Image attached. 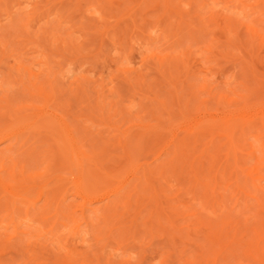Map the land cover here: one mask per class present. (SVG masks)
<instances>
[{"label": "rangeland", "instance_id": "1", "mask_svg": "<svg viewBox=\"0 0 264 264\" xmlns=\"http://www.w3.org/2000/svg\"><path fill=\"white\" fill-rule=\"evenodd\" d=\"M155 1L0 0L1 128L9 122L8 116L3 115V112L7 110L5 105L7 99L13 108L26 107L30 102L34 103L35 101H32L35 98L36 101H39V97H36L39 96L36 88L43 85L46 92L48 91V95L51 90L52 95L56 93L57 99L55 98L54 102L60 108V113L67 117L78 145L84 147L83 149L87 150L88 154H92L93 159H96L99 167L102 166L103 171H113L115 166L120 164V174H122L126 170H124V166L126 168L128 166V169L131 167L129 160L126 159L127 150L125 148L123 150L124 143H128L133 156L137 159L134 161H138V163L148 161L154 165L156 161L162 160L161 157L156 158V153L160 152L162 146L160 144L162 142L159 143L156 139L160 138V135L163 140L165 139L169 126L175 120L178 121L181 117L180 110L186 108L184 106L187 105L186 109L190 115L195 113L219 114L222 102L220 97L232 96L233 91L246 95V99L252 102L264 98V45H262V38L247 26L248 23H253L252 25H255L257 29L262 30L259 32L264 33V0H164L162 2L158 0L161 3ZM167 1L168 3L165 4L164 2ZM242 11L243 13H241ZM185 22L191 23L193 28ZM195 34L196 36H194ZM209 41H214V44L211 45L212 48L210 47L211 50L207 49L208 45L211 44ZM251 70L254 71L258 81L252 78L253 71ZM35 72L40 74L36 75ZM32 83L38 86L36 87ZM41 83L43 84L41 85ZM48 84H51L52 87ZM32 86L34 91L31 90ZM175 86L179 98L181 97L183 100H180L182 103L176 101L177 99L174 97ZM34 93L36 94L35 97L33 96ZM189 101L190 104L188 105ZM184 103L186 105L181 107V104ZM238 103L239 101L235 100V104ZM163 106H165L166 111ZM198 108L200 109L194 113ZM144 126H151L150 128L157 126L158 129L154 128L157 133L155 130H153L154 133L150 132L151 134L156 133L155 136L148 132L149 136L145 135L139 140L137 137L141 136L140 130ZM144 129L143 133L145 132ZM133 136H136V140ZM35 137L34 140H39L32 143L35 144L34 147H37L33 152L35 155L33 160L28 158L27 155L29 154L25 155L26 152L21 155L17 152L21 161L27 160V170H40L47 164L46 157H49V152L46 154V149L47 144L52 143V141L43 140V135L39 138L37 135ZM137 139L140 149L133 148ZM40 141L41 143H38ZM155 141L160 146L154 144ZM5 144L0 143V148L4 147ZM55 145H53L54 149H56ZM147 146L149 147L147 148ZM158 148L159 151H157ZM101 149L105 150L102 156L99 155L102 159L95 157L96 154H94H98V151L101 152ZM40 158H43L44 161ZM98 166L95 167L98 168ZM97 168L92 170L97 172ZM167 171L168 176L165 173V177H163L166 178L165 180H169L168 182L163 180L161 175L159 180L154 177L161 183V186L158 185L159 188L165 187L164 192H161L162 189H160V198H164V195L165 197H172L173 202L174 197L177 199V195H180V199L182 197L184 203L186 202L188 206L191 205V210L197 207L199 212L204 211L203 216L207 221L210 215L208 216L207 211L199 207L200 204L194 203L193 193L181 191L183 193L181 194L179 191V188L182 189L186 183L182 182L176 171L172 172L170 168ZM99 172L102 171L99 170ZM99 172L97 181L105 182H100L99 188H111L112 183L116 182L114 181L115 178L113 177L114 179L110 181H113L111 184L108 182L110 184L108 187L106 181L109 180L104 179L103 174ZM158 174L159 172H156L155 176ZM126 175L128 174H124L123 177L131 176ZM70 178L68 180H71ZM121 179L122 184L124 179ZM70 185L71 183L69 185L67 183L68 187ZM185 187L187 188V186ZM67 189H64L67 190L65 192L62 190L67 193V198L65 194L64 198L68 200L64 199V201L72 202V204L63 201L61 207L71 205L69 212L74 210L70 213L72 218L69 216L61 220L56 219L54 215V217L52 216L54 210L51 211L54 207H51L52 209L49 210L51 214L42 215L43 219L37 213L40 215V221L35 219L37 215L35 218L31 216L35 220L33 221L34 226L32 224L30 228L31 223L29 225V222L27 223L24 219L20 220L16 227L7 224V220L1 221L0 219L2 227H0V264L1 262L3 264H48L54 259H65L72 264H79L83 261L88 264H104V262L109 264H164L163 261H166L165 264H187L184 257L179 258L180 254L178 255L177 249L180 248V244L178 242H175V245L171 243L168 239L170 234H166V230L163 232L162 229L155 227L152 229L154 231L159 230V232H154L150 230L151 228L146 227L147 220L150 219L149 225L151 222V218L148 219L150 213L147 214L149 210L145 212L147 216H140L142 221L138 218L141 222H139L138 228H141L140 225L147 221L146 226L143 225L146 229L143 228V230L148 229L149 234L148 230L147 233H144L143 230V233L141 231L140 233L133 229L135 232L133 235L134 232L131 233L130 229L128 232L122 231L123 233H121L123 229H119L116 230L117 232L109 231L110 235H106L109 232L106 230L107 226L105 228L103 225L105 223L100 221L99 216H93V213L86 209L87 206L84 208L80 196L75 193L72 194V190ZM189 190L192 191L190 188ZM121 192L120 194H122ZM37 193L34 194L37 195ZM32 196L34 195L32 194ZM199 198H196V201ZM41 199H37L36 207L43 204ZM169 201L172 204L171 199ZM22 207L21 212L23 214L19 211V216L25 215V207ZM36 207H30V209L33 208L36 212ZM122 209L120 206L118 210L128 214V217L134 214L132 209V212L129 211L130 209ZM46 211L49 212L47 209L43 212L46 213ZM2 212H0V216L4 218L3 216L8 211ZM199 212L196 214H200ZM74 213H76L74 216L77 217L78 215L77 219H74ZM45 216L46 219L44 220ZM48 216L53 218L48 220ZM125 216L123 215V217ZM149 216L151 217V214ZM5 219L7 218L5 217ZM65 219L67 220L65 221ZM54 220L56 223L58 220L60 221L58 225H55ZM73 220L77 221L74 222ZM196 220H201V218ZM165 223L167 225V222ZM75 225H80V227L73 231ZM184 225L183 222L177 223L176 227H184ZM50 227L53 228L52 235L54 234V237L57 235V237L54 238L51 235L49 231L52 229ZM14 229L18 230L17 233H13L16 232ZM168 229L173 231L171 227ZM78 230L81 234H74L75 232L78 233ZM25 231L30 234L33 233V235L31 234L33 237L28 233L32 238L25 236L23 234ZM36 231L40 232L38 234L40 236L35 235L38 233ZM41 231L45 233L42 234ZM173 232L176 233V231ZM106 236L107 238H105ZM26 237L28 240L25 239ZM170 240H172L171 237ZM176 246H178L177 249ZM191 248L194 249L193 246ZM3 252L4 254H2ZM186 253L191 254L193 263L190 264H204L203 262L200 263L201 259L197 255L198 252L193 254V251L187 250ZM16 257L17 259H15ZM69 262L66 264H71ZM217 264H223V262Z\"/></svg>", "mask_w": 264, "mask_h": 264}, {"label": "bare ground", "instance_id": "2", "mask_svg": "<svg viewBox=\"0 0 264 264\" xmlns=\"http://www.w3.org/2000/svg\"><path fill=\"white\" fill-rule=\"evenodd\" d=\"M156 1L162 2L164 0H160V1L156 0ZM164 3L167 4L168 1ZM157 4L160 5L159 3ZM243 11L241 13H243ZM252 24L253 23H248L247 26H249L250 29L254 31L255 34L259 35L262 38V45H264V33L261 32L262 31L261 29H257V27ZM187 25L192 27L191 23L190 24L187 23ZM192 28H188V29H192ZM259 30L261 31L259 32ZM194 36H196V34ZM209 42H211V44L209 43L210 45H208L209 48L207 46L206 47L207 49L211 50L212 48L211 45L212 43L214 44V41L213 42L209 41ZM249 42L251 41L249 40ZM38 74L36 73V75ZM33 75L37 77L35 74ZM32 78L31 80H33ZM252 78L255 81H258V78L255 75L254 71L252 72ZM42 84L43 83H41V85ZM32 85L36 86L34 83H32ZM48 86H51V84L50 85L48 84ZM38 87L36 88V90H38L37 92L39 93L38 94L39 96L36 97L37 98L39 97L38 99L39 101H36L37 100L36 98L35 100L32 101V102L35 101L36 102V103L34 102L35 104L30 102V104L27 105L26 107H17L18 102L16 101L17 108H13V106L9 103L8 99H7V104H5L7 110L3 112V115L6 117L8 116L7 118L9 119V122L2 128L0 126V143H6L4 147L0 148V212L2 211H3L2 213H4V211L5 212L8 211V212L6 213V215L3 214L5 215L3 216L4 218L0 216L1 221L7 220L6 221L7 224L16 227L19 221L24 219V221H27V223L29 222L28 223L29 225L31 223V226L28 225L30 228L32 227V224L34 223L33 221L35 219L39 220L40 215L41 218L42 215H47V213L48 215H50L51 213L49 210H51L53 207L54 209H52L51 211L54 210L52 212L54 214H52V216L54 215L56 219L61 220L64 219V217L65 218L69 217L71 215L70 213L74 211L71 210V212H69L71 205L70 206L65 205L64 207H61V205H63L62 203L64 199L67 198L66 197L67 193L64 192L68 190L67 188H69L72 190L73 192L72 194L75 193L76 195L82 198L84 208H86L85 206H87L88 208L86 209H89L90 212L93 213V216L95 215H97V217L99 216L98 218L100 219V221L102 223H105L103 224L105 228L107 226L106 230H108V232L109 231L111 232L113 230L115 232L116 230L123 229L121 230V233H123L122 231L128 232V229H130L132 233L133 229L134 231L136 229L135 232L141 231L143 233L144 231L143 228L146 229L145 223L147 221L149 222L150 220L149 218H151L150 225L147 222L146 227L151 228L150 229L151 231L152 230L154 231V229L152 228L155 227L162 229L163 232H165L164 230H166V234L168 235L170 234L169 236L171 237L172 240H174V242H172V240H170L169 237L168 238L169 241L174 245L175 242H178L180 244L179 249H177L178 246H176V249L178 250V255L180 254L179 258H181V256L182 258L184 257V261H186L187 264L193 263V261L191 260V254L186 253L187 250H189L190 252L193 251V254L195 252H198L197 255L201 259L200 263L203 262L204 264H217L218 262H223V264H231V262L232 264H264V98L252 102L246 99V95L238 92L236 93L233 91L232 96L220 97V101L222 102H221V111L219 114L195 113L200 109L198 108L196 109V111H194L195 114L192 113L194 115H190L189 114L190 112L188 113V110L186 109L187 103L185 102L186 104L185 103L181 104V107L186 105L184 107H186L185 109L187 112L185 111V109H181L180 107H178L179 109H181L180 110L181 113L179 112L181 114V117L179 115L180 120L178 119L177 122L176 120L173 123L171 122L172 124L170 123L171 125L169 126V128L167 127L169 125L168 123V125L166 126L168 128V131L166 130L167 137L165 136V139L163 140L160 135V138L163 141L160 138L158 139H160L161 141L156 139L157 142L159 143L162 142L160 143L162 145L160 147L161 150L158 148L157 151L160 150V152L156 153L157 154L156 158L159 159L161 157L162 160H159L157 162L154 159L156 161L154 165L153 163H148V161L146 163L145 162L138 163V161H134L137 159H135L136 157L133 156L134 154L131 148H129V145H127L128 143L127 144L124 143L123 150L124 148L127 150L126 159L129 160L130 163L129 166L131 167L128 169V166L127 168L124 166V170L126 169L125 173L120 174V164H117L118 166H115L113 171L110 170H109L110 172L103 171L102 166L100 167L98 166L99 163L95 161L96 159L95 160L93 159L94 157L92 156V154L89 153L91 154L89 155L87 150L85 151L83 149L84 147H80L78 145V142L73 136L72 127L67 121V117H65L64 114L60 113L59 110L60 108H58V105H56L54 102L55 98L57 99V97H55L56 93L55 94L53 93L52 95L51 94L52 90H51L50 94L52 96L49 94L51 96L50 97L47 93L48 91L46 92V90L43 88L45 86L42 85V87L40 86L41 88ZM32 88L33 86L31 87V90L34 91L35 89ZM174 89H175L174 97L177 99L176 101L182 103L183 100L181 99V97L179 98L178 91L176 90V86L174 87ZM47 90L49 89L47 88ZM35 95L36 94L34 93L33 96L35 97ZM235 100H238L239 103L235 104ZM1 102L3 101L1 100ZM189 104L190 101L188 102V105ZM192 104H194V102H192ZM178 105H180V103ZM163 107L165 108V106ZM205 109L207 110L206 106ZM164 110L166 111V108ZM150 127L151 126L149 127L144 126L145 129L144 128L143 129L145 131L144 132L145 134L143 133V129L141 128L142 130H140V132H142V134L141 136L138 135L139 137L137 138L142 139L143 136L148 135V132L154 133L156 131L154 128H156L157 126H154V128L152 127L153 129ZM151 133L150 135L155 136L157 131L155 134H151ZM41 134L43 135V140L47 139L48 142L49 140H51L52 143H54V144L52 143L47 144V149L45 148L47 150L46 154H48L49 152V157L48 158L46 157V159L48 160L45 159L47 164L44 165L40 170H31V169H30L31 171L27 170L28 169V167H26L27 160L25 161L26 163L21 161V158L18 157L17 152L19 153V155H21L22 153L24 154L26 152L25 155L29 154L27 155L28 158L30 159L34 158L35 155L33 154V152L37 149V147L36 146L34 147L35 144L33 145L32 143H35L33 141L39 140V139L34 140V138H36L35 135H37V138H39V136H42ZM135 138L136 136L134 137V139ZM138 139L137 141L134 142L133 145H135V147L133 146V148H137V149L139 148ZM83 140L86 141L85 139ZM156 141L154 144L160 146V144L156 143ZM38 143H41V141ZM31 145L33 146L31 147ZM53 145L56 146L55 147L56 149H54ZM148 147L149 146H147V148ZM104 149L106 148L104 147ZM104 149H101L102 150L101 152L98 151V154L94 153L96 154L95 157H99L102 159L101 156L102 154H104L103 152L105 151ZM151 150L152 148L150 149V151ZM92 162L95 164L94 166ZM95 166H98V168ZM94 168H97L96 170L98 171L94 172V170H92ZM169 168L170 171L172 169V172L176 171V173H178L177 174L178 177H180L182 182L184 181V183H186L185 186H187V188L183 186L182 189L179 188V191L180 192L183 191L184 193L192 192L193 196L192 195L191 196L193 197V200L195 199L194 203L196 204L198 203V205L200 204L201 206L199 205V207H202L201 209H205L207 211L208 216L210 215L209 219L207 218L208 219L207 221L205 219V216H203L204 211L199 212L196 209L197 207L196 208L194 207L196 210L194 208L193 210H191V205L188 206L186 202L185 204L183 198L181 197L180 199V195H177V199L176 197H174L175 199L173 200L174 204L172 202V197L171 198L167 196L165 197L164 194H161L164 195L163 196L164 198H160L159 195L160 189L163 190V191L161 190V192H164L165 187L163 188L162 186L159 188L158 185L161 186L160 185L161 183H159L157 179L159 180V176L161 175L163 177L165 173H166L165 175L168 176L167 169ZM127 169H128V173L126 172ZM99 170L102 172H99ZM98 172L100 174H103V177H105L104 179L107 178L106 180H109L106 181L107 186L108 185L110 186V184L113 182L110 181L114 178H115L114 181L116 182L113 183L116 184L114 185L112 183L111 188L108 186L109 189H105V188L100 189L99 185L101 181H97ZM156 172L157 173L159 172L158 176H155ZM124 174L131 175L132 178L131 176L128 175H126L128 177H123ZM69 177H71L70 178L71 180H68ZM122 177L124 180L121 179ZM154 177L157 179H154ZM120 179L123 180L122 184ZM165 179L166 178H164L163 180ZM68 181L71 183L69 187L67 186V183L68 185L70 184ZM165 181L168 182L169 180H165ZM102 182L105 183L104 181ZM108 182L110 184H108ZM120 185H122V187H120ZM64 186L65 188H63ZM188 186L190 189H192V191L191 190H189L190 192L188 191L189 189ZM120 188L122 189L120 190ZM123 188H125L126 190ZM121 191L124 192L122 193ZM120 192L122 194H120ZM34 193H37V195ZM32 194L34 196H32ZM64 194L66 198H64ZM112 194L113 196H111ZM181 194L183 193L181 192ZM35 195L36 198H34ZM41 197H43L44 200L41 199ZM169 198L171 199L172 204L169 203L170 202ZM196 198L199 199H197L196 201ZM37 199H41L42 200L41 203H43L37 205L38 207H36ZM179 200L181 201L179 202ZM67 202L68 201L66 202L64 201V203ZM181 202H183L184 204ZM70 203L72 204V202ZM70 203L68 202V204ZM97 203L100 204L97 205ZM179 203H181L180 205L182 206L178 205ZM228 203L230 204L228 205ZM22 206L25 207L24 208L25 215L23 216L21 215L22 216L21 217L19 215L20 212L23 210ZM120 206L124 210L125 209L127 210L130 209L129 211H131V209L132 211L134 210L133 212L131 211L134 214L132 216L129 215L130 217L129 218L128 214H125L124 212L122 211L120 212L118 210ZM30 207H36L37 209V210L35 209L36 212L33 210V208L30 209ZM45 209H47L49 212L47 211L46 213L43 212L45 211ZM201 209L200 211H202ZM147 210H149L147 214L150 213L151 217L149 216L150 215L149 214L148 215L149 220H147L144 224L142 223L140 225V227L142 226L141 228H138L139 227L138 224L140 222L138 218H140L141 215H146L145 212ZM196 211L200 213L198 214L199 216L196 214L197 213ZM37 213H39L40 215H38ZM75 214L76 213H74L73 216ZM123 215L124 216L126 215L125 216L126 218L123 217ZM187 215H192L193 217L192 216L187 217ZM196 215L197 218L198 219L201 218V220H196L197 219ZM31 216H33V218H35L36 216V218L33 219ZM5 217L7 219H5ZM48 217H47L48 220L50 218L51 219L53 218L50 216ZM191 217L192 219H190ZM77 218L78 215L77 217L74 216V219ZM45 219L46 216L44 220ZM67 219H65V221ZM59 220L58 222H60ZM65 221H63L64 224H66ZM73 221L76 222L77 220H73ZM54 222L55 225H58V222L56 223L55 220ZM165 222H167V225ZM182 222L183 224H185L184 227L179 226L177 228L176 227L177 223H182ZM111 224L113 225L112 227ZM143 225L145 226L143 227ZM51 227L50 229H52V231L50 230L49 232L52 235L53 228ZM77 227H80V225L79 226L75 225L73 231ZM170 227L173 229V231H176V233H174L172 230L169 231L168 228ZM33 228L32 231H34ZM137 229H141V230H137ZM14 230L16 231V229ZM147 230H145L144 233H147ZM17 231L16 232L12 231V232L17 233ZM155 231L159 232V230H155ZM167 231H169V233H167ZM110 232L109 234L106 235H110ZM135 232L133 235H135ZM170 232L174 234H171ZM25 233L23 234L25 236H28L29 238L33 235V233H31L32 234L31 235L27 231H25ZM27 233L31 236H29ZM36 234L37 236H40L38 235L40 234V232L35 233V235ZM74 234L80 235L81 233H79L78 230V233L75 232ZM148 234H149V230H148ZM28 237H26L25 239L28 240ZM53 237H51V239L55 241ZM55 237H57V235ZM105 238H107V236ZM5 246L7 245L5 244ZM192 246L194 249L191 248ZM176 249L175 251H177ZM2 254H4V252ZM55 256L57 257V254ZM15 259H17V257ZM67 261L68 260L65 261V259L64 260L54 259L53 262L51 263L49 262L48 264H66L69 262ZM83 262L79 264H83ZM163 262L165 264L166 261ZM85 263L86 262H84V264ZM105 263L106 262H104V264ZM1 264L3 263L1 262Z\"/></svg>", "mask_w": 264, "mask_h": 264}]
</instances>
